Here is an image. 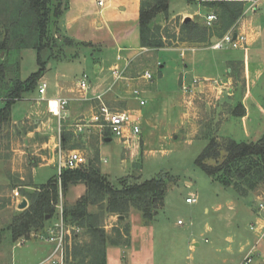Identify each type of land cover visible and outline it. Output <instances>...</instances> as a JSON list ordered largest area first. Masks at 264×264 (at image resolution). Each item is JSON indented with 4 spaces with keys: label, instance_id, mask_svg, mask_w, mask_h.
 <instances>
[{
    "label": "rangeland",
    "instance_id": "1",
    "mask_svg": "<svg viewBox=\"0 0 264 264\" xmlns=\"http://www.w3.org/2000/svg\"><path fill=\"white\" fill-rule=\"evenodd\" d=\"M58 1L60 10L64 12L68 0H52L53 3ZM198 1L170 0L168 14L175 16L183 12L193 14L197 11L200 15L205 14L206 10L200 8ZM85 8V15L79 22L73 24L70 35L99 43L101 46L88 47L86 44L66 41L68 37L61 30V16L57 19L52 18L50 43L48 42L47 45L49 49H45L40 54L33 49H22L8 58L11 64H15L19 59V72L13 68L9 72L7 70L4 78L6 83L1 84L2 88L11 85L18 77L20 80H25L36 72L39 68V56L45 65L35 90L24 94L20 100L13 103L10 122L0 129V264H37L53 249V245L40 239L37 233L30 234L28 240L20 238L13 242L8 227L14 216L23 211L18 209L23 199L27 201V207L29 206L30 200L27 194L33 193L41 185L57 177L56 146L59 128L57 118L52 114V101L49 99L68 96L65 89L61 90V83L65 88L75 90L77 93L74 95L79 96L77 80L84 76L88 81L93 80L95 68L105 67L104 65L115 60L119 44H115L117 47L113 46L111 40L115 39L114 35L105 25L98 27L97 23L101 22V18L93 14L101 8L90 0L85 2ZM216 16L217 20L211 26L212 29H208L209 39L221 33L219 15L216 13ZM9 17L10 12L0 5V22L5 23ZM157 22L161 25L152 24L151 34L155 42L160 40L163 47L152 48L153 51L145 53L133 62L129 71V76L135 74V77L142 74L143 69H147L151 74L152 79L147 81V86L151 87L150 90L156 95L153 98L152 93L149 96L143 95L144 98L149 97L143 112L145 115L154 112L157 124L156 122L152 126L143 124L139 146L133 145L131 149L112 134L109 135V142H106L104 137L98 138L96 131L91 128L86 133L70 139V143L76 144L77 150L86 158L88 164L93 162L92 164L99 168L117 188L120 180L129 184L133 179L143 182L162 176L168 181L164 206L149 225L152 227L153 235V264L236 263L241 257V254L237 253L239 243L252 238L249 224L252 221L253 208H258V202H255L253 195L240 197L232 188H225L213 182L195 165V160L207 145V140L202 138L206 134H214L212 112L218 101L215 100L216 95L210 91L188 94L184 107L185 123L180 131L169 132L165 122L166 117H163L166 112L164 107L166 94H173L174 97L182 95L179 93L182 91L178 79L187 60H181L178 51L166 50V48L179 41L183 21L182 17L170 19L166 15V19L161 18ZM56 33L59 36H54ZM128 39L130 42H135L137 39L135 33H131ZM206 51L212 54L210 49ZM218 53L238 55L237 49L231 48H223ZM185 55L189 56V54ZM201 69L202 66L198 64L193 70H188L186 87H192L193 77L200 79L204 73ZM235 81L233 90L242 87L240 79ZM41 82L47 85V100L44 101L40 99L38 93ZM210 84V89L213 88L216 94L222 90L223 84L219 80L215 84ZM258 87L261 89L260 85ZM3 96L5 93L0 91V98ZM112 100L111 97L109 103L115 106L117 103ZM234 100L240 102L241 95L236 94ZM106 102L109 104L108 101ZM3 105L4 102L0 100V108ZM116 107L120 109L123 106L116 105ZM68 110L67 124L83 116L89 118L91 114V106H88L87 102L71 101ZM258 123L261 124V128L264 127L263 122L255 124ZM178 124L180 125V121ZM243 133V123L239 117H231L218 129L219 136L231 137L238 142L249 141L250 139L245 138ZM95 139H97L96 148L92 143ZM131 152L133 158L130 157ZM51 159L54 161L50 163ZM210 163L213 164V161ZM187 182L190 184L188 185ZM249 193L264 197V181ZM192 195L196 196L197 202L187 204L185 199ZM76 202L66 200V193L62 194L63 206H72ZM219 204L222 205V209L217 212L216 207ZM229 206L233 207L234 211L229 210ZM248 208L251 209V214L247 212ZM131 210L134 209L130 207L129 211ZM88 211L97 216L92 219L95 226L103 227V230L108 231L111 236H116L118 230L122 233L124 225L119 224L118 227H114L117 223L115 218L110 219V215L99 211L96 206L89 207ZM257 211L259 213L260 210ZM217 214L227 217L218 220ZM57 221L58 216L55 212L47 224ZM177 221H180V224ZM80 234V240H84L86 244L92 242L91 231L87 233L86 230H82ZM227 237L232 238L233 245L226 240ZM22 241L24 243L17 245ZM192 243H197L198 246L190 250L189 246Z\"/></svg>",
    "mask_w": 264,
    "mask_h": 264
},
{
    "label": "trees",
    "instance_id": "2",
    "mask_svg": "<svg viewBox=\"0 0 264 264\" xmlns=\"http://www.w3.org/2000/svg\"><path fill=\"white\" fill-rule=\"evenodd\" d=\"M169 1L142 0L139 13L141 47L147 49L163 47L160 40L155 42L151 34L152 22L158 15L168 14ZM59 3V1L53 3L52 0H0V5L10 12L9 19L5 23L0 22V54H3L0 57L2 60L0 85L6 83L4 78L7 70L9 72L13 68L19 72V59L15 64H11L8 59L11 55L19 53L22 49H33L40 54L48 48L52 18L57 19L62 15ZM209 4L216 7V13L220 19L221 33L215 36L222 37L242 15L243 3L217 1ZM208 29L212 27L201 26L191 20L183 21L179 41L206 43L209 40ZM54 36L57 37L59 34L56 33ZM65 40L71 41L68 38ZM38 65V70L27 79L20 80L18 77L7 87L0 86V91L5 93V96L0 98L4 102L0 109V129L10 122L13 103L20 100L24 94L35 90L38 80L43 75L45 65L40 56ZM104 137H109V135L105 134ZM72 138L74 136L71 133H63L62 146L64 149H77L76 144L70 143ZM204 138L207 140V145L195 160V165L213 182L232 188L239 196H246L263 183L264 137L250 143L236 142L230 138L213 134H206ZM210 161H213V164ZM92 163L87 162L76 169H64L59 178L58 176L52 178L33 193L27 194L30 200L29 206L14 216L8 227L12 241L16 242L20 238L28 240L30 234L36 233L40 237L43 236L47 222L56 212L59 190L64 194L70 185L76 184H84L86 192L74 205L63 206V220L65 224L77 226L81 231L86 230L87 233L91 231L93 240L90 244H86L84 240H80L81 232L73 237L70 248H67V257L70 258L72 264H106L107 246L128 245V224H124L122 233L118 230L116 236H110L103 230V227L93 224L92 219L97 216L89 213V207L96 206L99 211L107 215L122 216H126L131 207L140 213L144 225H150L154 221L164 206L168 181L162 176L143 182L132 178L133 181L129 184L120 180L117 188ZM46 216H49V219H46Z\"/></svg>",
    "mask_w": 264,
    "mask_h": 264
},
{
    "label": "crops",
    "instance_id": "3",
    "mask_svg": "<svg viewBox=\"0 0 264 264\" xmlns=\"http://www.w3.org/2000/svg\"><path fill=\"white\" fill-rule=\"evenodd\" d=\"M86 1L87 0H68L67 9L64 12L62 11V17L60 16L62 20L61 30L65 33L66 37H68L71 41H74V43L76 44H86V46L88 45V47H93L94 45L101 46V44L99 43H93L92 41L89 42L86 40L78 39L74 35H70L73 24L79 22V20H81V17L85 15ZM90 1L92 3L96 2V0ZM190 1L197 2V0ZM217 1H237L243 3V15L239 17L238 20L232 26H230L224 34L229 31L237 34H245L247 36L246 45L244 48L237 49V56L225 55L223 53L219 54V50L212 49L211 45L221 38L215 36L210 38L206 43L176 41L173 46L166 48V50L178 51L181 60L186 59L187 62L183 65V69H181L178 79L180 90L182 91L179 93H181L182 95L179 96L178 94L179 97H174L173 94H166V102L164 104L166 112L163 114V117H166L165 122L169 132H171L172 130L174 132L180 131L185 123L184 107L187 95H190V93L194 94L196 91L197 93H205L206 91H210L213 93V95H216L214 96L215 100H218L216 103L217 105L214 107L215 110H213L212 112V129L214 130V134H212L218 137H222L218 135V129L220 128V126H222L225 121H229L231 117H239L240 121L243 123V135L245 138L250 139L246 143L256 142L264 137V127L261 128L260 123L255 124L257 122L264 123V0H199L198 2L200 3V8L206 10L205 14L200 15V13L197 11L193 14L183 12L176 14L175 16H170L169 14H167V16L170 17V19L182 17V21L191 20L201 26H206V16L210 14L216 15L217 11L216 7L211 6L209 3ZM141 2L142 0H108L106 2V5L102 9L93 13L95 14V16L99 15L101 18V22L98 21L99 23H97V26L102 27L103 25H105L114 35L115 39L111 40L113 46H116L115 44H119V46H116L117 54L115 56V60L112 63L109 62L108 64H106L107 66H101L100 69L95 68L92 77L93 80H90V83L95 84V86L90 90V94L93 95L99 92L103 89V85L107 84L110 81L109 70L115 64L117 56H121L123 60H131L132 65L133 62L140 59L142 56H144L145 53L153 51L151 49L141 47L140 45L139 13ZM252 2L254 3L251 7L250 5L252 4ZM160 17L166 19V15H158V17L153 20L152 24L161 25V23L157 22L159 19H161ZM133 32L135 33L137 39H135V42H130L128 38L129 35ZM209 49L211 50L212 54L206 53V50ZM185 54H189V56H186ZM2 55L3 54H0V57ZM198 64L202 66L201 71L204 72L200 77L202 81L197 85H193L192 83V87L189 86V92H185L184 87L186 84L185 81L188 80V70H193L196 66H198ZM50 66L51 65H49V67ZM130 69L127 73V79L121 82V84L116 87L113 92L108 94L106 96V99L109 103V100L112 97V101L117 103V106H123L120 107V109H117L119 107H116V105L113 106V103H109V107L113 110L131 111L136 113L140 117V128L141 132H143V124H146L147 126H152V124L155 122L157 124L154 112L149 115H145V113L143 112V108L147 105V100L149 101V97L147 99L144 98L143 95L149 96L152 93L153 98L156 93L150 90L151 87L149 88L147 86L148 83L146 80L136 78L134 76L135 74H130L129 76ZM144 71H147V69H143L142 73ZM84 78L86 77L84 76ZM195 78L197 77H193L192 81ZM235 79L241 80L242 87L235 88V90H233L234 83L236 82ZM210 80H219L220 82H222V90L218 91L217 94L214 92L213 88L210 89L211 84L208 82ZM61 85V90L65 89L67 92L68 96H65L66 98L74 99L75 97L77 98L81 95L80 92L79 96L78 94L74 95V93H77L75 90L71 88L67 89V87L65 88L64 84L62 83ZM259 85L261 86V89L258 87ZM134 88H138L142 91V97L146 101L145 106L140 107L138 105V102L132 98L130 92ZM236 94L241 95L240 102H236L234 100ZM44 98V100H47L46 92ZM49 100L52 101L51 107L53 110H55L56 103L53 101L54 98ZM52 103H54V105H52ZM89 105L90 104L88 103V106ZM163 117L162 119L164 120ZM179 121L180 125L178 124ZM99 137L100 136L98 135V138ZM140 137L141 134L139 136V140L135 141L134 146H139ZM106 138L104 137L105 141ZM225 138L232 139L231 137ZM92 143L96 148L97 139L92 140ZM131 148L132 147L128 149ZM130 157L133 158L132 152L130 154ZM53 161L54 159H51L50 163ZM187 184L189 185L190 182H187ZM85 192L86 187L84 186V184L71 185L67 189L66 200L75 202L80 197H82ZM249 195L254 196V200L255 202H258V205L261 203L264 204L263 196L250 193H248L246 196ZM231 202L232 201H230V203ZM221 209L222 205H217L216 211L220 212ZM228 209L234 211L233 207L231 206H229ZM257 209L253 208V214L251 215L252 221L249 224V231L252 232V238L249 240L245 239L244 242L239 243L237 253L241 254V257L236 263L229 264H237L250 250H253L257 261L264 263V209L260 210L259 213ZM243 210L245 211L244 208ZM250 211L251 209L248 208L247 212L249 214H251ZM226 217L227 215L223 216L222 214H217L218 220L225 219ZM109 218H115L117 220V223L114 225V227H118L119 224L129 225V241L128 245L107 246L105 250L106 264H153L154 255L152 227H150L149 225H144L142 223L141 215L136 211L131 210L126 216L110 215ZM251 226L254 227L253 230L250 229ZM106 233L111 236L108 231H106ZM226 240L232 245L234 244L232 238L227 237ZM194 246L197 247L198 244H190L189 249L193 250Z\"/></svg>",
    "mask_w": 264,
    "mask_h": 264
},
{
    "label": "built area",
    "instance_id": "4",
    "mask_svg": "<svg viewBox=\"0 0 264 264\" xmlns=\"http://www.w3.org/2000/svg\"><path fill=\"white\" fill-rule=\"evenodd\" d=\"M108 0H96V4L101 9L106 5ZM253 3L250 5L253 6ZM217 20V16L210 14L206 16V26L211 27ZM247 42V38L243 34H237L232 31L224 34L218 41L211 45L212 49L220 50L223 48L239 49L244 48ZM131 60H123L121 56L116 57L115 64L110 68V81L103 85V89L99 92L89 95L90 90L95 84L90 83L86 78L77 80L76 87L81 95L77 98L70 99L66 97H56L53 101L56 103V110H53L52 114L57 118L59 139L57 143V176L59 178L61 171L64 169H76L80 166H84L87 163L86 158L77 149H64L62 147V135L64 132L71 133L74 137L80 134H84L89 129H94L100 137H104L105 134H112L118 137L124 144L130 148L134 145L135 141L139 140L141 134L140 117L131 111H116L109 107L107 104L106 96L113 92L121 82L127 79V73L130 69ZM138 79L151 80L152 76L148 71H144L142 74L136 76ZM202 80L194 79L193 85L201 82ZM212 84L217 83L216 80L208 81ZM47 85L45 82H41L38 93L41 100H44ZM185 92H189V87H184ZM131 96L136 100L140 107L145 106L146 101L142 97V91L138 88L131 90ZM71 101L88 102L91 106V114L88 117L83 116L73 122L66 123L69 118L68 106ZM63 128V129H62ZM62 129V133H61ZM60 186V179L58 180ZM187 204H193L197 202L196 196H190L185 199ZM56 213L58 221L52 224H47L44 230L43 236L40 239L44 240L48 244L53 245V249L50 254L37 264H72L70 258L67 257V248H70L73 237L81 232V229L77 226H70L65 224L63 220V204L62 193L59 190V201L56 205ZM259 210L264 209V204L258 205ZM180 224V221H178ZM254 229L253 226L250 228ZM24 241L19 242L17 245L22 244ZM207 242V240H205ZM253 250H250L243 259L237 264H264L259 262L255 258Z\"/></svg>",
    "mask_w": 264,
    "mask_h": 264
},
{
    "label": "water",
    "instance_id": "5",
    "mask_svg": "<svg viewBox=\"0 0 264 264\" xmlns=\"http://www.w3.org/2000/svg\"><path fill=\"white\" fill-rule=\"evenodd\" d=\"M106 141H110L109 138H106ZM27 207V201L25 199L18 205V209L24 210ZM46 219H49V216H46Z\"/></svg>",
    "mask_w": 264,
    "mask_h": 264
},
{
    "label": "bare ground",
    "instance_id": "6",
    "mask_svg": "<svg viewBox=\"0 0 264 264\" xmlns=\"http://www.w3.org/2000/svg\"><path fill=\"white\" fill-rule=\"evenodd\" d=\"M55 110H56V105H55Z\"/></svg>",
    "mask_w": 264,
    "mask_h": 264
}]
</instances>
